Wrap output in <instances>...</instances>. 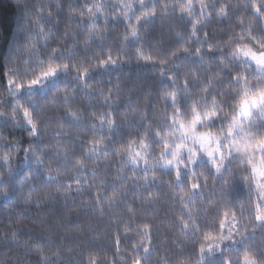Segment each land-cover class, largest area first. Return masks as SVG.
Masks as SVG:
<instances>
[{"label":"snow or ice","instance_id":"obj_1","mask_svg":"<svg viewBox=\"0 0 264 264\" xmlns=\"http://www.w3.org/2000/svg\"><path fill=\"white\" fill-rule=\"evenodd\" d=\"M15 5L24 12V24L15 54L0 65V201L31 206L33 194L40 193L38 208L41 202L56 207L38 212L39 219L56 213L63 220L75 199L73 185L83 202L87 183L94 212L103 216L107 204L120 213L123 205L128 217L109 220L111 257L95 239L78 238L73 249L48 227L26 239H19L25 235L19 229L7 232L2 243L15 255L0 250V262L26 264L22 250L23 257H39L32 264H84L85 253L87 264H153L154 255L156 264H264V0H116L110 13L103 2L87 0L83 5L15 0ZM214 21L223 35L204 31L201 38ZM158 22L183 30L146 52L152 38L144 33ZM120 27L124 34L105 35ZM71 28L79 29L75 37ZM133 62L159 73L155 87L137 79L107 92L90 91L93 80ZM94 91L111 110L93 111L86 119L94 106L73 105L80 94L91 99ZM153 92L155 100L149 99ZM121 94L128 97L122 117L115 109ZM119 119L128 129L104 146L101 133H120ZM86 127L94 130L84 141L91 147L77 153L65 138ZM133 128L135 135L124 139ZM109 153L118 161L119 183H97L94 169L88 183L87 164ZM47 186H54L55 196L41 191ZM162 196L173 214L157 223L147 213L160 206ZM161 224L174 229L162 239Z\"/></svg>","mask_w":264,"mask_h":264},{"label":"trees","instance_id":"obj_2","mask_svg":"<svg viewBox=\"0 0 264 264\" xmlns=\"http://www.w3.org/2000/svg\"><path fill=\"white\" fill-rule=\"evenodd\" d=\"M65 3L68 2V0H64ZM77 4L83 5L85 0H75ZM89 4L96 2L101 3L103 2L106 7V13H110L111 9L108 7L109 5H112L116 3V0H87ZM212 3H228L229 0H211ZM233 4L236 3V0H231ZM81 9H77V18L79 11ZM196 13H199V7L197 6L194 10ZM64 15L67 16L68 12L65 10ZM179 15V10L177 9V16ZM85 19H87V16L85 15ZM203 23L207 24V21H204ZM24 24V12L21 8L17 7L13 0H0V65L3 64L4 60H6L9 56V53L12 51L13 46L17 44L18 39L22 37V27ZM82 27V25H81ZM98 27L102 30L104 29L105 25L103 20H101L98 24ZM65 28V25H61V31H63ZM73 35V37L76 36V34L79 32L78 28H71L69 29ZM183 29L174 26L166 24L163 27L160 26L159 22L155 26L154 29L146 31L144 33L145 39L147 40L148 37H151V47L146 48V52L152 51L155 47L157 42L163 38L166 42H169L171 39L175 38V32L176 31H182ZM187 31H191V26H188ZM213 32L217 31L219 35H223V30L219 29L217 27V22L214 21L210 26L204 28L200 35L201 38H203V32ZM125 29L123 27H120L119 29L105 33V35H112V36H120L124 34ZM87 33L84 34V36L80 37V47L81 49L84 48L83 40ZM191 39H189V43H191ZM102 43L99 39L96 41V44ZM183 43V41L181 42ZM114 46V44H110V47ZM92 51L96 54H100V50L96 48L95 44L92 45ZM115 54V53H113ZM203 74V73H202ZM159 73L154 72L151 69V65H145L143 62H140L139 64L133 62L131 64L125 63L122 65L121 68L113 70V72L110 75H106L102 80L96 79L91 82L92 88L90 89H101L103 88L105 92H107L108 88L113 87L115 84L119 83L120 81L128 82L129 80H142L144 81L149 87H155L156 85L153 83L158 77ZM124 86V85H122ZM122 99L117 102L115 105V109L118 110L121 114V117L124 114V103L127 102L128 97L121 94ZM131 95H135V92H133ZM4 97L0 96V100H3ZM149 99L155 100V93L153 92ZM145 101L141 99V104H143ZM89 105H92L94 107H89V116L86 117V119L90 118V114L93 111H96L97 115L100 112L111 110L105 108V101L101 98L99 91H94L93 96L91 99H85L83 98V94H80L77 98L76 104L73 105V107L82 106V107H88ZM131 118V117H129ZM120 124L121 132L117 133L115 136H111L110 133L105 131L104 133H101L105 137V139L102 141V144L104 146H108L111 144L113 140L120 139L122 137V134L125 130L128 129L129 125L123 120L119 119L117 121ZM83 123V122H82ZM94 130L90 127L81 128L79 130L72 129L70 130V136L71 139L68 137L65 138V143H67L69 146L73 147L77 153H80L81 151H85L88 147H91L90 144H84L85 140H89L93 136ZM135 135V129L133 128L131 133H129L128 136L124 137V139H131L132 136ZM53 144H55V140H53ZM110 165V166H107ZM117 165L118 161L117 159L109 153L107 156L101 155L99 161L93 160L92 163L87 164V175L86 180L88 183L92 182V170L94 169L96 171V182L99 183L100 180H105L108 184L112 183H119V181L114 180V176L117 174ZM107 166V167H106ZM73 171L71 169L68 170V175H73ZM61 179H65V177H61ZM84 179V178H82ZM131 184V181L128 182ZM75 185H73V193L72 195L75 197L74 201H69L67 208L70 209L65 215L63 220H57L56 219V213H50L46 218L42 217L43 223H41V219L37 216L38 212H42V210L46 207L54 208L56 206L54 205H47L44 202H41L39 205V208L35 204V198L40 193H34L33 194V203L31 206L28 204L20 203L19 205H14L10 201H0V250L7 253L9 252L8 248L4 247V244L2 241L5 240L6 236L5 234L11 230L19 229L21 232H23L25 235L23 237H19V239H26L28 234H32L34 237L41 235L42 232H46L48 227H52L55 229L61 236L60 243H68L71 242V247L75 249V242L78 238H84L85 240L88 239H95L97 241L98 245H105L106 250L108 251L109 257H111V253L113 249L110 245H107V236L110 233L107 231L109 220L112 217H117L119 219L127 221L128 213L123 208V205L120 207V213H117L115 211H109L108 205H104V215L101 216L99 211H93V204L89 201V193L87 191V183H85V192L82 194L84 197V200L82 202L81 197L76 196L75 193ZM42 192H52L55 196V188L54 186H47L43 187L41 189ZM94 191V190H93ZM129 192H131V189H128ZM166 191V190H165ZM243 188L240 186H237L236 194L242 195L243 194ZM94 199V197H92ZM129 200H135V197L132 195H129ZM137 205V218H142V213L139 210V200H136ZM64 210V198L60 197V203H59V211ZM173 214V210L170 208V206L166 203L165 198L162 196L160 198V206L147 213V216L149 218H153L155 222L159 223L160 221H163L166 219L167 216H170ZM49 221H51V224L49 225ZM95 230V231H93ZM174 230V229H172ZM168 229L164 224H161V232L158 233V237L161 239L164 235L170 234L172 231ZM134 235V234H133ZM96 246V245H94ZM9 247H11L9 245ZM125 254V253H122ZM15 250L12 252H9V256H14ZM161 255H163V252H161ZM170 258L172 260H175V256H171L169 253ZM21 257L26 260V264H32V262L36 261L39 257L36 254H33L29 257H23V253L21 250ZM67 259V254L65 256ZM4 259L3 255H0V260ZM52 259H55L54 257ZM79 259V257H78ZM84 264H87V253L84 254L82 257ZM158 260V257L154 255L153 257V264H156ZM8 264H12V260L8 261Z\"/></svg>","mask_w":264,"mask_h":264},{"label":"clouds","instance_id":"obj_3","mask_svg":"<svg viewBox=\"0 0 264 264\" xmlns=\"http://www.w3.org/2000/svg\"><path fill=\"white\" fill-rule=\"evenodd\" d=\"M13 2L15 3V0H13ZM15 50H16V45L13 46V49L12 51L9 53V56L8 57H11L15 54ZM0 264H2V262H0Z\"/></svg>","mask_w":264,"mask_h":264}]
</instances>
